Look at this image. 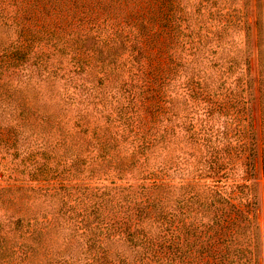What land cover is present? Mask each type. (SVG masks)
Instances as JSON below:
<instances>
[{
	"label": "trees",
	"instance_id": "16d2710c",
	"mask_svg": "<svg viewBox=\"0 0 264 264\" xmlns=\"http://www.w3.org/2000/svg\"><path fill=\"white\" fill-rule=\"evenodd\" d=\"M251 15L249 0H0V264H259ZM255 83L262 132L252 114L230 148L215 119L253 109Z\"/></svg>",
	"mask_w": 264,
	"mask_h": 264
},
{
	"label": "rangeland",
	"instance_id": "374dc122",
	"mask_svg": "<svg viewBox=\"0 0 264 264\" xmlns=\"http://www.w3.org/2000/svg\"><path fill=\"white\" fill-rule=\"evenodd\" d=\"M249 5L251 8V22H255L256 18L259 15L264 16V0H249ZM261 17V16H260ZM253 40L254 43L258 42L259 40V32L258 30H255L253 32ZM254 50V55L252 56L251 59V67H252V74L254 76L258 75V64H259V55H257V46L255 45L253 47ZM255 94L257 97V104L256 106L251 109V110H246V108H243V104L240 103V101L235 100L232 103L228 102L226 103V110H223L220 114L217 115L215 124L217 128L221 129L224 131L227 135L224 134V140H226L227 145H229L230 148H235L236 144L239 141L240 134L243 135V132L247 130V125L249 124L250 116L253 117L252 114H254L255 118V126L262 132V124H261V117H262V106L260 105V91H259V83H255ZM47 102H40V109L41 110H52L54 105V101H51L49 99H45ZM190 105V104H189ZM190 107V106H189ZM253 110V112H252ZM192 118V115L189 116L188 119V124L190 123V120ZM179 120H172L171 123V129L173 130V135L171 134L170 139H171V149L175 151L174 154L180 155V148L183 147L185 150L188 152L190 149L186 147V142H181L182 137L184 136V132L182 131L183 134H179V128L178 124ZM194 124L195 128H200L201 126V121L200 119L196 117L194 119ZM33 140V143H32ZM28 142H30L31 146L34 144L35 139L34 138H29ZM40 142V141H39ZM38 142V143H39ZM182 156L188 157L187 153H181ZM99 175L102 176V171H99ZM181 177L185 178L186 176H183L181 173L174 174L172 182H174L175 185L179 184ZM21 179H23L21 177ZM9 181H14L12 178L9 179ZM101 182V183H100ZM100 183L99 186H103L104 182L102 181H95L93 184L94 186ZM257 194H258V199H259V207L257 210V224L259 226V264H264V177L263 173L261 170V165L260 163L257 164ZM29 194V192H28Z\"/></svg>",
	"mask_w": 264,
	"mask_h": 264
}]
</instances>
